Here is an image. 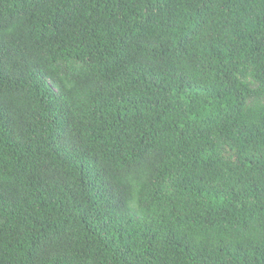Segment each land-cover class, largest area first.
Returning a JSON list of instances; mask_svg holds the SVG:
<instances>
[{"label":"trees","instance_id":"trees-1","mask_svg":"<svg viewBox=\"0 0 264 264\" xmlns=\"http://www.w3.org/2000/svg\"><path fill=\"white\" fill-rule=\"evenodd\" d=\"M0 264H264V0H0Z\"/></svg>","mask_w":264,"mask_h":264}]
</instances>
